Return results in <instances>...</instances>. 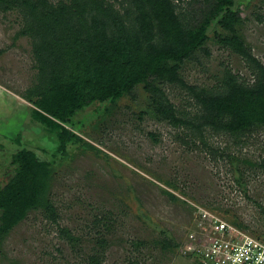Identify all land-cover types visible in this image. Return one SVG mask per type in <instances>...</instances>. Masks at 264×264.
Returning a JSON list of instances; mask_svg holds the SVG:
<instances>
[{"label":"rangeland","instance_id":"obj_1","mask_svg":"<svg viewBox=\"0 0 264 264\" xmlns=\"http://www.w3.org/2000/svg\"><path fill=\"white\" fill-rule=\"evenodd\" d=\"M105 1L120 14L130 10V0ZM169 1L184 27L209 18L203 48L178 68L184 86L153 75L154 92L139 82L114 100L91 102L66 126L83 142L71 137L63 150L27 97L37 79L22 17L0 10V188L14 173L12 154L33 150L50 169L44 198L55 216L30 208L0 238V264H89L93 254L101 264H209L203 251L214 220L236 218L264 235V123L203 136L155 117L162 105L200 114L187 86L217 90L227 72L249 86L257 76L219 41L233 34L220 24L226 5ZM228 10L240 19L234 34L264 66V0H231Z\"/></svg>","mask_w":264,"mask_h":264},{"label":"trees","instance_id":"obj_2","mask_svg":"<svg viewBox=\"0 0 264 264\" xmlns=\"http://www.w3.org/2000/svg\"><path fill=\"white\" fill-rule=\"evenodd\" d=\"M230 4L231 0H216L218 8L227 6L221 26L233 33L219 41L251 63L256 80L245 86L227 72L217 90L187 86L202 109L200 114L187 116L171 106L155 107V117L185 126L193 135L225 130L236 136L252 123H264V66L234 34L240 19L228 10ZM126 8L120 14L105 0H59L56 4L0 0V10L15 9L22 17L19 33L31 40L37 79L26 91L27 97L36 106L34 115L54 134L62 150L71 137L83 142L66 127L76 110L94 101L114 100L139 82L154 92L156 88L147 83L153 75L184 86L178 68L205 44L209 18L184 27L169 0H130V10ZM11 162L14 173L0 188V238L30 208L43 207L50 219L55 218L44 198L50 181L47 162L25 147L12 154ZM230 223L248 229L236 218ZM88 259L89 264H101L94 254Z\"/></svg>","mask_w":264,"mask_h":264},{"label":"built area","instance_id":"obj_3","mask_svg":"<svg viewBox=\"0 0 264 264\" xmlns=\"http://www.w3.org/2000/svg\"><path fill=\"white\" fill-rule=\"evenodd\" d=\"M213 223V222H212ZM203 262L209 264H264V235L251 233L227 220H214ZM201 254V251H200ZM202 254V256H203Z\"/></svg>","mask_w":264,"mask_h":264}]
</instances>
